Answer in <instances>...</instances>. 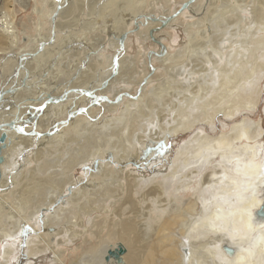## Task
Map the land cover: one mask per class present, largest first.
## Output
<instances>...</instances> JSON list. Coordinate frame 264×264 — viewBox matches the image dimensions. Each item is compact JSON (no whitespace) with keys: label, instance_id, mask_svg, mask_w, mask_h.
Here are the masks:
<instances>
[{"label":"bare ground","instance_id":"obj_1","mask_svg":"<svg viewBox=\"0 0 264 264\" xmlns=\"http://www.w3.org/2000/svg\"><path fill=\"white\" fill-rule=\"evenodd\" d=\"M185 1L181 0L177 8L166 9L158 16L145 13V0H137V7L130 14L125 13L128 14L127 24L112 26L117 51L109 59V71L99 80L91 83L89 79L77 77L56 85L53 77V83H46L47 80L33 86L32 67L39 64H34L35 61L46 55L63 26V18H69L67 21L77 19L83 2L49 0L46 5L47 2L41 0L48 6L47 12L45 10L48 29L44 36L33 38L32 44L29 36H19L13 0H0V249L4 258L1 264H8L14 257L17 241L24 230L30 233L26 245L28 256H37L50 249L60 264H64L63 250L59 246L66 242L63 240L65 232L68 238L81 240L78 246L89 243L84 247L88 254L84 262L71 260L70 264H264V216L257 215L264 200V143L259 142L263 133L260 122L243 118L215 136L204 131L203 126L199 127L178 149L172 165L167 170L156 168L151 176L138 170L145 165L148 152L158 138L142 140L137 134L138 147L136 140L126 133L115 140L118 144L111 143L109 149L103 148L111 140L106 136L112 137L116 131L117 121L130 124L126 125L127 130L137 127L132 120L139 118L145 101L150 103L149 97L144 99L146 87L157 75L158 67L168 68L186 50L191 52L189 57L193 56L189 61L192 66L188 77L204 72L208 64L218 66L219 78L216 79L219 83L215 85L218 92L215 94L216 89L206 84H197L199 94L196 97H191L192 100L181 98L182 107L177 108L175 104L180 116L170 127L169 134L190 130L199 120L213 131L219 113L234 119L240 111L250 113L257 107L260 82L264 77V0H258L253 6L250 4L251 9L246 4L243 6L242 0H230V4L226 0H193L182 12L171 17ZM218 2L221 3L217 6ZM245 11L251 13L252 26L246 25L249 28L240 23L249 19L243 15ZM181 17L190 19L184 25L187 36L192 24L199 29L207 24L213 31L211 37L198 40V36L194 35V39L189 35L185 46L172 49L158 35ZM133 28V32L142 34L157 48L147 50V70L138 72L140 78L135 81L133 92L124 86L113 90V83L121 77L119 55L126 49L127 37ZM220 60L224 66L218 64ZM204 75L202 73L199 78L202 82L208 76ZM162 84L163 81L154 83L153 90ZM122 103L125 107L118 117L110 116L109 121L104 119L99 126L98 122L85 121L95 113L97 106L107 113ZM132 108L136 113H131ZM62 111H66V116L55 120ZM79 114L88 116L84 119ZM48 117L53 121L46 124L44 121ZM109 126L113 127L111 131L107 130ZM84 127L87 128L84 129L83 151L70 154L60 171L43 175L48 168L45 152L52 148L63 149L52 141L62 139L65 143L72 139L74 129ZM163 134L167 136L168 133ZM96 140L105 145L95 148L91 144ZM34 142L37 149L33 153V165L24 169L17 160L13 166L11 154L22 152V148ZM152 153L156 159L154 151ZM151 162L147 163L149 167ZM82 163L94 166L85 182L81 181V176L74 175L77 165ZM210 163L215 166L203 173ZM90 187L94 191H90ZM28 208L31 211L26 217L24 212ZM48 209H52L51 213L45 211ZM168 210L171 216L162 222L161 214ZM41 215L42 232L35 227ZM9 224L12 227L8 230ZM22 225L27 226L23 231ZM76 225L81 226V230H77ZM86 233L91 234V241ZM3 239L9 242L2 244ZM112 240L115 241L110 243ZM118 246L123 248L119 260L112 257L106 260L108 250ZM227 247L231 250L226 251Z\"/></svg>","mask_w":264,"mask_h":264},{"label":"rangeland","instance_id":"obj_2","mask_svg":"<svg viewBox=\"0 0 264 264\" xmlns=\"http://www.w3.org/2000/svg\"><path fill=\"white\" fill-rule=\"evenodd\" d=\"M44 1L47 2L46 5H48L49 0H44ZM97 1L98 2H96V0L95 1L94 0H82L83 9L80 12H78L77 19H76L78 21L76 20L67 21L69 20V18L67 19L63 18L62 21L64 23H63L62 28L59 29L58 36H55L53 43L50 45L49 49H47L45 52L46 55L43 54L44 57L41 58L43 62L40 59L38 61L36 60L35 61L36 63L34 64H38V63L39 64L36 67H32L33 74L31 76L32 78L31 83H33V86H36L39 83H44V81H47V80L48 81L46 83H53L55 80L56 85L57 84L59 85V83L64 84V82L66 83L65 79H67V82H68L69 80L76 79L77 77L78 79L79 78L81 79L82 77V80L84 77V80L89 79L88 82L90 81L91 83H93L95 80H99V77L104 76L105 73L109 71V68H110L109 59L112 56V54H114L117 51V47L114 45V41H113L114 37H112L113 36L112 34H114L112 31L113 27L117 28L120 25L125 26L127 24L126 21L128 20V17H127L128 14H125V13L127 12L130 14L131 11L134 9V7L135 8L137 7L138 2L137 0H114V2L113 0L112 1L110 0L108 2H104L105 0L104 1L100 0L101 2L99 0ZM133 1L134 2L136 1V2L134 3ZM180 1L181 0H145L144 12L145 13L152 12L158 16H161L162 14H164L166 9L177 8ZM257 1L258 0H242L241 4L243 6H245L246 4L251 9V7L255 5ZM226 2L230 4V0H226ZM100 3L103 5H101ZM220 3L221 2H218L217 6L220 5ZM250 4L252 5L251 7H250ZM104 7H105V9L103 10L104 13L102 11L99 12V9L102 10V8ZM12 8L14 11L15 23H16V26L18 27V30H19L18 32H19L20 37L29 36L31 38L30 42L33 44L34 42V40H32L33 38L35 39V37H40V34H43L42 36H44V33H46L47 32L46 30L48 29V22L45 19L48 6L46 7L41 2V0H13ZM219 10L220 9L217 8L218 12ZM250 14L251 13L250 12L248 13V11L247 12L245 11L243 13V15L247 16V18L249 17V19H247L246 21H245L246 18L241 20L242 22L240 23L241 25L243 24L242 27L244 25L246 26L249 24H250L249 25L250 27L252 26ZM98 15H100L102 18ZM123 20L125 23H123ZM189 20L190 19H188L187 17H181L179 21H176L174 22V24L170 25L171 27L169 26L164 31L162 30V32H160L158 36L163 38L165 42L172 49L182 48L183 45L185 46L188 42L189 35H192L191 37H193L194 39H195L194 35H196V37L198 36L196 38L198 40H208L209 37H211L210 35H212L213 31H211V29L210 30L208 29L207 24L204 26H200V29L197 26L195 27V25L192 24L190 27V31L191 33H194V34H191L190 32H188L189 35L187 36V32L184 31V25ZM28 21H31V23ZM39 23L41 24L39 25ZM70 23L72 25H69ZM24 26L26 27L24 28ZM249 26L248 27L246 26L245 28H249ZM129 27H132V25H130ZM132 30L134 31V28L131 29L130 33L128 34L126 49L122 51V53L119 55L120 68L122 70L124 69V71L121 70L120 79H117V81L114 82L115 84L113 83V86L115 87V88L113 87V90L114 89L117 90V88L124 86V87L129 88L130 92H133V90L135 89L134 83L137 79L140 78V74L138 72L140 71V69L147 70L146 62H147V59L149 60L148 51L151 49L157 48L156 46L152 44L150 40L144 39V37L141 36L142 34L140 33L138 34V32L136 34V32H133ZM206 34L208 36H206ZM171 36H175V38L171 39ZM225 36H228V34H225ZM31 43L30 45H32ZM89 48L92 49L91 50L92 52L89 51L90 50ZM190 53L188 50H186L183 53L184 55L182 54L180 56V59H178L176 62H173L171 64V66L175 69H173L171 66H169L168 68L165 66L158 67L159 69L157 71V75L149 82L150 84L147 85L148 87H146L147 93L144 99L147 100V98L149 97L148 101L150 103H147L145 101L144 103L146 104H144L140 108L141 112H139L140 113V115L138 116L139 118L132 120V122L136 123L135 125L137 126V127L135 126L136 128L134 130L131 131L130 130L131 127L128 130L125 128L126 125L130 126V124L125 123L124 121H117L115 123L116 125H114V128L116 129V131L113 132L114 134L112 132L109 133V134L112 133L113 136L112 137L111 135L106 136V138H108L109 140L111 139L114 142L110 140L109 142L110 144L108 143L106 146H104L103 147L104 149L105 148L109 149V147L111 146V143L112 144L115 143L116 142L115 140L120 139V137H123L124 135H126V133L127 135H130L129 137L132 136L131 139L134 141L136 140V137L139 134H140L139 138H142V140L143 139L147 140V139H150L151 137H154L150 139L151 141H154L156 140L155 138H158V140L152 146L151 150H149L148 152V155L146 157L147 161L145 162V165L141 168V170H138V171L145 172L146 176L148 175L151 176L155 172L156 168L157 169L165 168L167 170L172 165L174 158L176 157L178 149L181 146H183V144L194 135V133L197 131L199 127H202V126H203L204 131H206L208 134H211L212 136H215V135H218L222 130L228 129L233 123L237 121H241L243 118H248L250 120L260 122V124L262 125L263 133L259 139V142L264 143V77L262 78L260 82L261 91L259 93L257 107L254 110H251L250 113L247 110L245 112H243L242 110L240 111L239 114L236 115L234 119H227L226 117H224V115H222V113H219L214 120L213 131L210 130L208 125L203 124V122L199 120L196 123L195 127H193L190 130H185V131L180 130L175 134H169L170 127L174 125V122L177 120L178 116H180V113H178V110L176 109L179 106H181L180 103H182L183 105L184 101L182 99L185 100L186 97L191 99V97H196L199 94V89L197 87V84H200L202 86L206 84V87H209L210 89H214V88L216 89L215 94H217L218 92L217 87L215 86L216 84L218 85L219 83L216 79V78H219V75L217 72L219 68L217 65L216 67H213L212 64H208V68H206L204 72H198L196 74H191L192 77L191 78L188 77L190 74V68L192 66V64L189 62L190 57H191V60L193 58V56L189 57ZM218 64L220 66H224L225 63L220 60ZM127 65L128 67H126ZM156 65L158 66L159 64L157 63ZM173 65H175L176 67ZM225 67L227 66L225 65ZM181 68L183 69V72H181L182 70ZM172 69L174 71H172ZM202 73L203 74L205 73L206 76L208 75L206 79L204 80V82H202V80L199 79ZM56 75H57V78H56ZM168 75L170 76L168 77ZM35 77L37 78L35 79ZM46 77H48L49 79ZM49 80L50 81L52 80L53 82L52 81L50 82ZM162 81H163V84L165 83V85L163 86L162 84L160 87H158L157 90H153V84L156 82L159 83ZM194 87L195 89H193ZM109 92L113 93L111 91ZM178 101L180 102L178 103ZM175 104H177L176 105L177 108ZM69 107L71 106H67V108ZM124 107H125L124 103H122L119 106V108H117L113 112L107 111L106 113V110H101V108L97 106L95 113L90 114L88 119H85L88 116L85 114H79L78 116H82L85 119V121L89 120L90 122L91 120V122L93 123L98 122L96 124L97 126H99L101 123L104 122V119H107V121H109L112 116L118 117L119 111H121V109H124ZM192 107L194 108V106ZM131 110H133V108ZM134 111L135 110L131 111V113H136V111L135 112ZM65 112L66 111H62L61 114H59L60 116L59 117L57 116L54 119L59 120L61 118H64L66 116ZM51 118L48 117L47 119H45L44 123L47 122L46 124H48L49 121H53L51 120ZM87 127L74 129L75 131L73 132L72 139L69 141H66L65 143H64V140L63 142H61L62 139L58 140V142L52 141L54 145L60 144L61 147H63V149H58V148L53 149L52 148L51 150H49V152L47 151H46L47 153L45 152L46 156L45 155L44 156L47 160L48 168L44 169L45 173L42 172L44 173L43 175L47 173L53 174L55 173L56 170H57L56 172L60 171V167L63 161L68 159L70 154H76V152L79 154L78 151L80 152L83 151V146L85 144L84 143L85 142L84 129H86ZM112 128L113 127L109 126L107 127V130L111 131ZM163 132L164 133L167 132L168 133L167 136H164ZM97 140L91 144V145L94 144L95 148H99V144H100V147L101 145H105L103 144L102 141H97ZM135 142L137 143V140ZM116 143L118 144V142ZM36 145L37 143L34 142L30 145H26L27 149L26 147L22 149L20 148L22 151L20 153L13 152L10 156L11 160L14 161L13 166L16 165L17 160H18L24 165V169L27 167H31L34 163L33 153L35 151ZM137 146L140 147V141H138ZM152 151H154V156L157 157L156 159L152 157V154H153ZM103 161L105 162L106 160H103ZM148 162L152 163L150 167L149 165H147ZM95 166H97V164ZM213 166H215L214 163H210L209 166H207L206 170L203 171V173L209 172L211 168H213ZM93 167H90L87 163H82L80 165H77L76 169L74 170V175L75 177L81 176L82 177L81 181L85 182L88 178V174L93 170ZM15 170H13V173L15 172ZM10 179H11V176L9 177V180ZM89 189L90 191L91 189L92 191H94L92 187H90ZM30 211H31V208H28L24 212L26 214V217H29ZM45 211L48 213H51L52 209H48ZM165 212L161 214L162 222L168 221L171 216L170 210H168V212L167 211ZM84 217L85 215L82 216V218ZM87 218L88 217L85 218V224L87 223L86 222L88 220ZM42 219H43V216L41 215L40 218L38 219L37 224H35V227H38L37 228L38 230L40 228L39 230L40 232L43 231V220ZM71 221H74V218H72ZM10 227H12L11 224L8 225V230L10 229ZM75 228L77 230H81V226L79 225H76ZM24 231L25 232L21 233L20 238L17 241V245L15 247L16 254L14 255L13 258L9 260L8 264H60V263H57V261L54 259V256L52 255V252L50 249H47L46 251L38 254L37 256H28L27 254L28 250H27L26 245H27V240H28L30 233L27 232V230H24ZM66 235L67 233L65 232L64 238H63V240L66 241L64 242L65 244L61 243V245L59 246V248L63 250V256H62L63 263L70 264L71 260H78L79 263L84 262L83 260H85L87 258L86 256H88V254H86L84 251V247H86V245L89 243H85V244L83 243V245L78 246V243L81 242L80 239L74 240V239L68 238ZM87 238L89 239L88 241H91L92 240L91 234H88ZM52 241L54 242V238L52 239ZM114 241L115 240H112L110 241V243H113ZM5 242L8 243L9 240L3 239L2 244H5ZM1 254L3 255V252L0 249V264H1V261L4 260Z\"/></svg>","mask_w":264,"mask_h":264},{"label":"water","instance_id":"obj_3","mask_svg":"<svg viewBox=\"0 0 264 264\" xmlns=\"http://www.w3.org/2000/svg\"><path fill=\"white\" fill-rule=\"evenodd\" d=\"M193 0H187V1H185V2H183L181 5H180V7L172 14V16L171 17H173V16H176V15H178L180 12H182V10L184 9V8H186L191 2H192ZM150 16H148V18H149ZM152 17V16H151ZM145 19H147L146 17H144ZM152 18H154V17H152ZM170 18V17H169ZM168 20V18L167 19H165V20H162L161 22H162V24L163 23H165L166 21ZM152 31V30H151ZM154 42H156L157 44H159V45H161V43L159 42V41H157V40H153ZM149 67H150V65H149ZM151 69H152V67H151ZM117 99V98H116ZM257 215L258 216H264V200H263V202H262V206L260 207V209L257 211ZM226 249V251H230L231 249L230 248H225ZM123 251V248L121 247V246H118V248H116V249H114V250H108V253H107V255H106V260H108L110 257H112V258H114V259H117V260H119V258H120V254H121V252Z\"/></svg>","mask_w":264,"mask_h":264},{"label":"snow or ice","instance_id":"obj_4","mask_svg":"<svg viewBox=\"0 0 264 264\" xmlns=\"http://www.w3.org/2000/svg\"><path fill=\"white\" fill-rule=\"evenodd\" d=\"M26 227H27L26 225H22V231H23V229L26 228Z\"/></svg>","mask_w":264,"mask_h":264}]
</instances>
